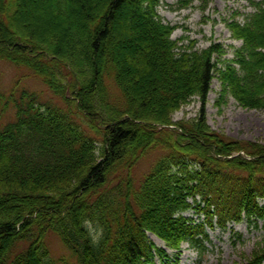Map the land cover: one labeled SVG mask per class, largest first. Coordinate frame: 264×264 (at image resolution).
<instances>
[{
  "label": "trees",
  "instance_id": "obj_1",
  "mask_svg": "<svg viewBox=\"0 0 264 264\" xmlns=\"http://www.w3.org/2000/svg\"><path fill=\"white\" fill-rule=\"evenodd\" d=\"M40 1L48 16L24 23L28 0H0V60L30 70L62 102L25 90L0 128V264H55L51 233L73 264H176L183 242L206 249L208 227L258 226L264 143L213 129L206 106L218 78L217 104L230 95L264 109V0L228 23L242 41L231 58L222 42L173 38L161 0ZM120 12L131 27L118 26ZM194 98L196 116L175 119ZM152 149L161 156L137 184L134 168ZM263 262L264 240L248 264Z\"/></svg>",
  "mask_w": 264,
  "mask_h": 264
},
{
  "label": "rangeland",
  "instance_id": "obj_2",
  "mask_svg": "<svg viewBox=\"0 0 264 264\" xmlns=\"http://www.w3.org/2000/svg\"><path fill=\"white\" fill-rule=\"evenodd\" d=\"M28 1L24 13L29 16L24 23L45 18L47 12L42 2L40 0ZM254 10L255 7L249 0H161L159 6L164 20L177 25L173 38H184L188 44L196 41V46L199 48H204L214 41L222 42L227 49L225 57L229 58L234 56L236 47L241 46V41L232 37L228 23L234 19L244 21L247 13ZM130 15L120 12L117 18L118 26L125 23L131 27ZM130 27L125 33L127 39L131 35ZM125 45L130 44L125 43ZM108 80L113 94L120 96L114 81L110 78ZM221 88V81L218 78L214 79L206 106L208 122L212 128L233 139L258 140L264 143V109L244 108L230 95L221 104H217ZM25 90L35 93L37 99L44 104L62 103L45 82L37 75H33L30 70L0 60V128L15 119L17 109L14 98H19ZM200 107L201 102L198 98H194L178 110L174 118L194 117ZM161 153L159 149H152L140 159L134 168L137 184L161 156ZM184 214L195 217L196 222L204 219V215L198 217L194 210H188ZM207 231L209 240L205 242L206 249L199 252L184 242L176 264H248L253 254L260 250L264 240V220L260 221L258 226L250 225L245 219L231 224L228 229L208 227ZM149 235L156 245L166 248L171 256L177 252L168 248L165 242L154 234L149 233ZM48 244L55 264L64 262L73 264L76 261L57 234L51 233L48 236ZM154 264H162L159 257Z\"/></svg>",
  "mask_w": 264,
  "mask_h": 264
},
{
  "label": "clouds",
  "instance_id": "obj_3",
  "mask_svg": "<svg viewBox=\"0 0 264 264\" xmlns=\"http://www.w3.org/2000/svg\"><path fill=\"white\" fill-rule=\"evenodd\" d=\"M99 239H100L99 234H93V235H92V241H93L94 243H98V242H99Z\"/></svg>",
  "mask_w": 264,
  "mask_h": 264
},
{
  "label": "bare ground",
  "instance_id": "obj_4",
  "mask_svg": "<svg viewBox=\"0 0 264 264\" xmlns=\"http://www.w3.org/2000/svg\"><path fill=\"white\" fill-rule=\"evenodd\" d=\"M159 243V242H158Z\"/></svg>",
  "mask_w": 264,
  "mask_h": 264
}]
</instances>
